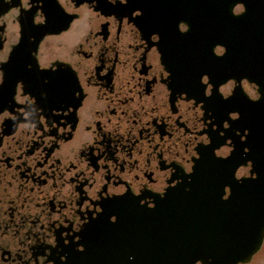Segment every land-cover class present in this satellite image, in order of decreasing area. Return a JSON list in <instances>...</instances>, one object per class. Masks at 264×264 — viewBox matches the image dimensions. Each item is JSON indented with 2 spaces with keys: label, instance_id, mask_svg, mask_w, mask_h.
<instances>
[{
  "label": "flooded vegetation",
  "instance_id": "obj_1",
  "mask_svg": "<svg viewBox=\"0 0 264 264\" xmlns=\"http://www.w3.org/2000/svg\"><path fill=\"white\" fill-rule=\"evenodd\" d=\"M245 12L240 0H0V264H90L121 214L190 195L220 161L256 178L264 23L248 26V72L222 62ZM175 47L201 73H184ZM234 264H264V234Z\"/></svg>",
  "mask_w": 264,
  "mask_h": 264
},
{
  "label": "water",
  "instance_id": "obj_2",
  "mask_svg": "<svg viewBox=\"0 0 264 264\" xmlns=\"http://www.w3.org/2000/svg\"><path fill=\"white\" fill-rule=\"evenodd\" d=\"M240 1L246 5V12L236 19L240 24V37L237 41L235 36H230L229 50L222 61L223 70H230L229 76L236 70L233 64L242 65L240 68L248 72L247 66L252 61V45L248 42V33L252 29L248 26L264 23L263 9L255 10L253 0ZM175 50L181 58L177 57L178 65L184 73H201L205 63L190 47H175ZM233 55H239L237 61H233ZM224 73L228 74L227 71ZM258 78L255 77L264 88L263 77ZM229 161L218 164L225 167ZM223 167V170L220 168V171H210L206 175L197 173L193 182L198 188L190 195L184 192L172 195L166 203L151 211H139L134 217L128 213L122 217L121 214L107 235L109 245H95L85 255L86 262L234 264L248 259L264 234V169L256 178L239 181L233 179V171L227 172ZM205 184L213 185L205 190ZM226 184L231 186L232 193L223 199L220 189Z\"/></svg>",
  "mask_w": 264,
  "mask_h": 264
}]
</instances>
